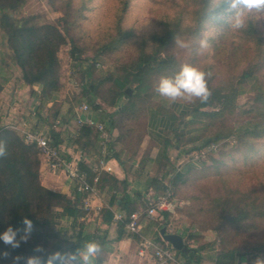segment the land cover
<instances>
[{
  "label": "rangeland",
  "instance_id": "obj_1",
  "mask_svg": "<svg viewBox=\"0 0 264 264\" xmlns=\"http://www.w3.org/2000/svg\"><path fill=\"white\" fill-rule=\"evenodd\" d=\"M122 1L25 0L13 13L16 18H30L36 25L52 24L67 35L66 42L57 51L60 86L58 92L49 99H38L37 103L31 105L27 94L32 90L36 92L33 87L38 84H22L21 70L7 59L12 79L0 89L2 123L19 134H22V129H33L34 120L25 121L31 109L36 111L35 121H46L38 129L49 130L58 114L68 118L73 107L86 102L83 88L95 81L98 85L89 97L99 107L106 109V113L115 114L117 108L111 105L116 91L115 78L129 75L136 67L139 55L156 49L155 38L178 21L180 26L176 37L158 54L161 57L170 54L174 60L172 66H167L162 72H150L145 78L146 86L139 95L122 96L119 99V103L126 104L127 111L131 112L112 117L116 122L118 118L120 121L116 129L109 130L112 137L108 143L109 153L111 155L115 151L118 162L123 165L138 162L135 166L138 179L134 183L133 192L141 194L134 205L135 208L144 207L142 194L147 191L142 189L139 182L148 179L143 172L146 168L145 159L156 143L144 136L136 147V140L145 129L149 111L157 110L159 105L170 107L173 103L155 90L161 77H172L181 65L191 64L204 71L206 79L212 78V85H237L241 93L235 101V112L212 120L205 118L190 121L188 116L183 118L180 132L173 136V147L166 149L171 169L168 171L166 164L162 168L149 165V175L164 176V182H169L170 179L175 180L179 171H184L183 179L171 187L172 211L166 216V229L179 233L188 247L200 248L202 258L197 264H213L210 257L224 248L237 251L236 264H254L258 257L264 258V135L250 136L248 129L249 121L258 122L256 119L260 118L264 110L256 109L257 103L254 102L258 92L264 90V69L254 78L237 81L241 70L250 64L248 50L245 49L248 45L236 47L243 34L241 30L230 27L228 15L223 8H218L219 17L213 19L209 16L204 20L202 29L191 33L184 27L193 23L192 8L184 4V0H128L124 11L121 10ZM210 4L215 7L212 0ZM63 15L67 23L63 21ZM120 30L123 32L122 40L115 47H106L111 39L119 36ZM202 40L207 42L206 47L200 46ZM177 41L184 42L188 47L181 48ZM72 50L78 51L77 60L73 58ZM95 59L98 62L92 68L91 63ZM134 86V82L129 83V95L136 90L132 89ZM177 101L191 103L184 99ZM105 125L108 129V125ZM129 129L132 132L130 135H133L126 137ZM118 130L125 137L121 138L123 142L113 146L112 151L110 145L114 143ZM217 134L220 137L216 141L202 144L205 138ZM60 135L65 142V131L61 129ZM83 141L81 137L77 141L73 140L75 150L84 147ZM243 209L248 211L247 218L237 225L223 224L222 218L228 214V210L236 214ZM69 221L57 215L55 231L48 240V251H68L73 231ZM149 222H154L158 229L164 220L146 221L145 229L149 227ZM98 228L95 219L84 225L86 232H100ZM259 246L262 247L260 250ZM177 255L186 263L180 253ZM153 261L152 264H159Z\"/></svg>",
  "mask_w": 264,
  "mask_h": 264
},
{
  "label": "trees",
  "instance_id": "obj_2",
  "mask_svg": "<svg viewBox=\"0 0 264 264\" xmlns=\"http://www.w3.org/2000/svg\"><path fill=\"white\" fill-rule=\"evenodd\" d=\"M184 4L191 6L193 13V23L189 27H184L188 32H198L204 25V20L209 16L216 19L220 15L219 8L210 4L211 0H184ZM25 2V0H0V89L1 86L9 83L12 79V71L8 68L9 62L7 59L15 64L21 70L22 84L26 86H33L38 84L41 88L37 92L36 97L39 100L49 99L53 94L59 90V59L57 51L59 46L64 44L67 40L66 33L62 32L55 25L52 24H34L30 18H16V12ZM128 0L122 1L121 10L127 8ZM218 10V11H217ZM66 15V13L64 12ZM63 15V21L67 23ZM175 22L173 26L167 28L165 32L157 36V47L151 53H141L137 61L136 67L122 78H115L116 91L113 95L111 105L116 106L115 114L111 112L106 113V109L99 107L98 103L92 99L90 94L94 91L98 83L91 82L83 88V96L91 110H93L97 119L108 125V130L116 129L119 120L116 122L114 116L125 115L127 112L126 104L119 103L122 96L134 97L139 95L144 90L146 83L145 78L150 72H162L167 66H172L173 61L171 55L161 57L158 54L163 52L166 46L176 37L178 33V24ZM182 28V27H181ZM243 36L237 42L236 47L240 48L247 44L245 49L248 50L247 57L250 64L242 69L238 75L237 81L240 79L254 78L264 69V19L255 23L250 20L246 28L241 30ZM123 32L119 31L117 38L111 39L105 46L108 48L115 47L122 39ZM249 48L251 49L249 51ZM74 59H78V51L72 50L71 52ZM257 60V61H256ZM98 62L96 59L91 63V67ZM87 75L90 72H86ZM212 78H207V87L211 93L207 102L201 103L199 100L191 103H181L179 101L173 102L170 107L157 106V110L161 112L162 116L169 122V127L163 132L164 138L162 142V149L159 152V160L155 166L170 168L168 159L166 157V149L172 146V139L175 133L180 132L182 120L185 117H190V121H201L205 118L220 119L228 114L235 112V101L241 93V89L237 85H212ZM134 82L136 89L132 95H129V83ZM131 90V88L129 89ZM33 92V91H32ZM257 103L256 109L264 108V90L259 91L255 96ZM205 108H210L206 110ZM126 109V111L124 110ZM258 122L249 121L248 133L250 136H263L264 135V110L261 113ZM132 115V114H131ZM58 116V115H57ZM61 116V117H60ZM62 122L66 121V115H60ZM74 116V109L70 111L68 117ZM106 117V118H104ZM113 117V118H112ZM45 123V119H42ZM119 126V125H118ZM36 127L33 126V129ZM120 128V127H118ZM131 129L126 137H131ZM190 130V129H188ZM148 134L147 122L142 134H139L136 140V147L143 141V137ZM170 134V136H169ZM51 143L60 148L63 140L60 135V125L51 127L48 130ZM130 135V136H128ZM81 136L78 134L74 141L78 140ZM125 135L117 131V137L110 149L114 145L122 141L121 138ZM220 137L219 134L205 138L202 142L203 145L211 141H216ZM69 139V137H67ZM0 142H3L6 148V155L0 157V232H3L7 227L12 226L18 229L23 234L24 224L23 219L27 217L33 222V229L31 236L26 243H22L18 249H11L0 242V264H11V257L17 254L32 255L33 249L36 246H43L45 249L48 245V240L52 232L55 231V218L57 215L68 218L69 225L73 231L71 234V243L68 251H74L76 248L82 246L85 242L95 241L100 245L104 243L103 235L95 232L84 231V224L78 222L77 218L82 213V198L83 194L76 191L73 186L72 196H68L64 192L54 191L45 187L40 180V155L35 144L25 143L22 134L17 133L7 124H3L0 117ZM123 142V141H122ZM201 144V146H202ZM173 147V146H172ZM113 151V149H112ZM63 156L68 159V156L62 152ZM112 157L118 160V154L113 151ZM164 162V163H163ZM79 167L85 170L90 178L92 171L89 165L85 164L83 160L78 162ZM164 164V165H163ZM166 164V166H165ZM169 174V173H168ZM167 174V175H168ZM184 171H179L175 180L170 179V189L172 192V184L176 185L183 179ZM146 187H150L155 194H160L166 187L164 176L147 175ZM169 180V179H168ZM116 187L121 194L120 196L112 195L108 201V207H105L100 215L105 224L112 221L113 210L110 208L112 205H118L127 215L135 210V203L130 199V195L126 192L127 183L126 179H118L111 172H102L97 184V188L103 185ZM146 193V192H145ZM143 193V194H145ZM138 193L137 195H140ZM173 197V192L172 196ZM144 198V196H143ZM145 202V201H144ZM59 210H58V209ZM227 215H224L223 224L237 225L241 220L248 217V211L241 210L236 214L233 210H228ZM168 213H163V219L166 220ZM125 220L116 222V238L122 237L124 234L135 236L136 234L129 233L125 228ZM166 225L165 221L160 225L154 233V239L165 243L159 234V229ZM144 228V227H143ZM166 229V228H165ZM143 233L144 230H143ZM146 234V233H145ZM186 245V244H185ZM262 247L259 246L258 250ZM47 250V249H46ZM200 248H192L186 245V250H177L187 264L199 263L201 255L199 254ZM8 252L7 259L3 257V253ZM240 255V254H239ZM237 251L234 248H224L210 257L213 264H236Z\"/></svg>",
  "mask_w": 264,
  "mask_h": 264
},
{
  "label": "built area",
  "instance_id": "obj_3",
  "mask_svg": "<svg viewBox=\"0 0 264 264\" xmlns=\"http://www.w3.org/2000/svg\"><path fill=\"white\" fill-rule=\"evenodd\" d=\"M98 65V64H97ZM91 108L86 102H81L74 109V116L66 118L62 122L59 116L54 118L53 126L60 125V129L66 127L67 120L73 118L76 125L80 128L83 126L94 127L98 130L97 144L99 147V155L96 161L90 165L92 176L89 178L85 170L79 167L78 162L82 160L79 156L75 159H66L59 147L51 143L48 130L39 129H22V137L25 143L35 144L40 158L45 162L46 166L53 173L61 172L69 179L76 191L83 194L82 213L78 216V222L85 225L93 216L99 215L100 212L108 207L102 202H95L97 184L102 172H112L111 165L112 156L109 153L108 143L111 141V132L106 125L95 118L90 113ZM144 207L136 208L128 215L121 210H113L112 221L117 222L125 220V228L129 233L136 234L139 240L138 254H148L159 264H186L179 259L177 250L168 242L161 243L153 237L143 233L144 223L146 221L164 220L163 213L172 211L171 189L169 182L160 194H155L152 190L144 196ZM165 223L167 222L164 220ZM168 225V224H167ZM166 228V225H164ZM169 230V229H168ZM98 233V231H94ZM168 232H171L168 231Z\"/></svg>",
  "mask_w": 264,
  "mask_h": 264
},
{
  "label": "crops",
  "instance_id": "obj_4",
  "mask_svg": "<svg viewBox=\"0 0 264 264\" xmlns=\"http://www.w3.org/2000/svg\"><path fill=\"white\" fill-rule=\"evenodd\" d=\"M34 88L36 92H30L29 94H27V98L29 97V100H31V105L34 102L37 103L38 101L36 95L37 92L39 91V85L34 86L33 89ZM75 108L76 107H73V109ZM28 113H29L28 117H25L26 118L25 121L34 120L33 126H35L36 129L41 128L40 125L44 123L42 122V119H38V120L36 119L35 121L36 111L30 109ZM90 113L95 118H97V115L94 111L91 110ZM58 116H60V114H58ZM168 127H169V122L162 116L160 111L156 109H151L149 111V115L147 117L148 134L146 135V138L147 140L148 139L153 140L156 143V145L153 146V151L151 152V154H149V157H151V159L149 157H146L145 159L146 168L143 170L145 176L150 174L149 165H154L159 160V156H160L159 152L161 151L162 148L161 146L164 138L163 132L166 129H168ZM63 130L65 131L66 136L69 137V139H66L65 142H62V144H60V150L64 154H66L69 159H75L80 156L85 164L89 166L93 164L98 157L97 155H99V147L97 144V139L99 134L98 130L94 127H88V126H83L79 128L76 125L73 118L67 120L66 127ZM78 134L84 140L82 142V145L84 147L81 148L79 147L77 150H75L76 146L75 144H72V142L73 139ZM146 138L144 141H146ZM88 148H90V151L88 150ZM91 153L93 156H91ZM110 163L113 167L111 173L120 180L126 179V183H127L126 192L130 195V199L134 201V203L139 201L138 200L139 195H137L139 192L136 193L133 192L134 183L138 179L136 177V172H135L136 171L135 166L138 164V162L135 161L133 165H129V164L123 165V163L121 164L120 162H118L116 158L112 157ZM40 180L45 187L54 191L64 192L68 196H72L73 183L69 179H67L63 173L61 172L53 173L52 171H50L46 166L45 162H43L41 158H40ZM139 183L142 184L143 187L142 189L147 191L146 193L151 192L152 189L150 187H146L145 181L143 183H141L140 181ZM96 194L97 195L94 199L95 202L98 203L102 202L103 204L108 205V201L110 197L112 195H116L118 197L120 196L121 192L118 189H116V187H110L109 185L105 184L101 188L97 189ZM145 194L142 195L145 196ZM110 208L112 210H122L116 204L112 205ZM94 219L95 221H97L99 227L98 229H100L99 234L104 236L103 239L105 241L104 243L101 244L102 250L98 255V257L95 259V264H152L151 262H154L153 261L154 259L148 254V252L144 253L143 255L138 254L139 240L135 236L124 234L122 237L117 239L115 222L111 221L109 224H105L102 221V217L100 214L93 216L91 220L94 221ZM149 223H150L149 227H147V229H145L144 227L143 230L147 235L154 237L155 230H157L156 225L154 222H149ZM166 231L168 232L170 230L166 229Z\"/></svg>",
  "mask_w": 264,
  "mask_h": 264
},
{
  "label": "clouds",
  "instance_id": "obj_5",
  "mask_svg": "<svg viewBox=\"0 0 264 264\" xmlns=\"http://www.w3.org/2000/svg\"><path fill=\"white\" fill-rule=\"evenodd\" d=\"M212 3L223 8L228 15L230 27L233 30H243L250 20L255 23L264 19V0H212ZM181 48L188 47L182 41H177ZM200 46L206 47L207 42L201 41ZM207 74L191 64H183L180 70L172 77H161L156 86V92L161 96L175 102L184 99L189 102L199 100L207 102L211 95L207 87ZM6 155V148L0 142V157ZM23 234L12 226L0 232V242L9 248L18 249L22 243H26L33 229L32 220L23 219ZM101 245L95 241L85 242L74 251H48L43 246H36L32 255L17 254L11 257V264H95V259L100 254ZM8 252L3 253L7 259ZM254 264H264V258H257Z\"/></svg>",
  "mask_w": 264,
  "mask_h": 264
},
{
  "label": "water",
  "instance_id": "obj_6",
  "mask_svg": "<svg viewBox=\"0 0 264 264\" xmlns=\"http://www.w3.org/2000/svg\"><path fill=\"white\" fill-rule=\"evenodd\" d=\"M130 92L129 89H127ZM159 234L161 238L171 244L176 250H186V245L183 241V237L179 233L167 232L165 227L162 226L159 229Z\"/></svg>",
  "mask_w": 264,
  "mask_h": 264
}]
</instances>
